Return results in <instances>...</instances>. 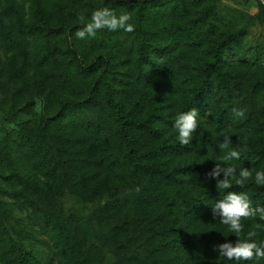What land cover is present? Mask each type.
Wrapping results in <instances>:
<instances>
[{
  "label": "rangeland",
  "instance_id": "obj_1",
  "mask_svg": "<svg viewBox=\"0 0 264 264\" xmlns=\"http://www.w3.org/2000/svg\"><path fill=\"white\" fill-rule=\"evenodd\" d=\"M117 1L135 30L81 40L104 0H0V264H19L5 229L32 253L24 264H73L86 249L87 264H141L126 235L140 231L131 249L146 264H226L216 246L264 239L259 214L237 237L212 212L229 191L264 208V0ZM106 91L140 123L135 162ZM192 108L182 145L175 120ZM232 150L239 159L224 160ZM216 163L251 178L217 189ZM47 218H63L66 242Z\"/></svg>",
  "mask_w": 264,
  "mask_h": 264
},
{
  "label": "clouds",
  "instance_id": "obj_2",
  "mask_svg": "<svg viewBox=\"0 0 264 264\" xmlns=\"http://www.w3.org/2000/svg\"><path fill=\"white\" fill-rule=\"evenodd\" d=\"M81 21L84 17H80ZM130 14L124 13L117 16L107 7L94 11L91 15L90 22L86 23L81 29L77 30L75 36L78 39L86 37H95L97 32L102 29L110 31L123 30L125 32H133L135 26L129 21ZM237 117L244 116L243 109H232ZM199 112L196 108H192L187 112L178 114L175 120V128L178 130V140L182 145H188L193 140V133L198 127L197 117ZM228 138L220 145L221 148L227 147ZM240 153L232 150L223 157L224 160L239 159ZM221 173L223 179H220ZM251 172L247 168H241L238 175L232 166H222L216 163V166L208 173L211 179L216 180L217 189H229L232 187L231 180L234 179L236 185L243 187L245 182L251 178ZM255 182L258 185H264V171H258L255 174ZM138 191V189H137ZM214 217H220V223L227 225L229 230L239 237L243 231L242 219L254 218L258 214L264 219V208L253 207L246 193L229 191L221 200H218L212 207ZM257 235L255 231H249L247 237L243 240L239 239L233 245L232 243H223L216 246L220 257L228 260H259L264 259V243H256L254 237Z\"/></svg>",
  "mask_w": 264,
  "mask_h": 264
},
{
  "label": "trees",
  "instance_id": "obj_3",
  "mask_svg": "<svg viewBox=\"0 0 264 264\" xmlns=\"http://www.w3.org/2000/svg\"><path fill=\"white\" fill-rule=\"evenodd\" d=\"M118 2L117 0H104V2H102V6L103 7H112L114 6V4ZM123 2L125 3H130L131 0H123ZM105 98H106V103L113 109L115 116H116V121H117V128H118V135L120 137V139L122 140V142L124 143V148H125V152L123 154L124 159H127L130 162H135V158H136V148L134 145V141L132 138V135L130 133V129L134 128V127H138L140 126V123H138L137 121L134 120H129L124 112L122 111V109L120 108V105L111 97L110 93L108 91H106L105 94ZM65 106L67 107H73V106H78L81 108L86 107L85 102H77V101H65L64 102ZM219 123L221 126L225 125V121L222 120V118H219ZM145 167V166H144ZM256 191V190H255ZM259 195L256 191V193H251L250 196L254 197ZM49 221V224L51 225L50 227L52 228L51 231L54 232V235L58 238H63V241L66 242L67 238H66V234L63 233L61 234L60 232H62V229H57V224H60L61 222H63V218L60 219H52V218H47ZM66 220V218L64 219ZM79 225V224H77ZM6 230V234L9 235V240L10 243L12 245V247L14 248L15 251V256H14V261H16L19 264H24L26 262L31 261V259L33 258V255L31 252L24 250V248L22 247V243L16 239L14 237V235L8 230ZM64 232V231H63ZM141 231L140 232H132L129 234H126L128 236V241L131 242V245L128 247V249L130 250V252H132V254L135 256V258L137 260L140 261L141 264H146V259H140V257H138L135 253L134 250H132V246H134V242L137 239H140L139 236H141ZM61 241V240H60ZM60 241L59 244H56V248H59L58 253L61 254L60 256H62V258H65V256L67 255L63 249H60ZM256 243L260 244V243H264V239H258V240H254ZM142 242V241H141ZM142 243H145V240H143ZM132 248V249H131ZM135 249V247H134ZM79 252H81V257L80 259H77V257L73 256L72 262L73 264H87L88 262H91L90 260H92V256L90 253L89 249L84 250H80ZM94 260V259H93ZM226 264H248L251 261L249 260H226ZM146 262V263H145Z\"/></svg>",
  "mask_w": 264,
  "mask_h": 264
}]
</instances>
